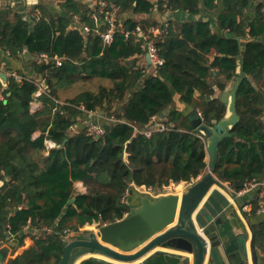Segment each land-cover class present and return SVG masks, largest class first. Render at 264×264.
Wrapping results in <instances>:
<instances>
[{
  "label": "trees",
  "instance_id": "16d2710c",
  "mask_svg": "<svg viewBox=\"0 0 264 264\" xmlns=\"http://www.w3.org/2000/svg\"><path fill=\"white\" fill-rule=\"evenodd\" d=\"M104 1L119 8L117 15L130 10L150 14L156 7L154 0ZM156 1L160 10L194 16L202 13V5L214 11L219 3ZM249 6L250 0H224L217 20L221 33L214 30L211 19L168 22V33L154 38L163 64L148 75L144 68L130 64L144 54L142 41L136 36L125 39L118 31L114 42L104 46L98 31H105L109 24L104 15L95 20L93 8L74 1L65 4L67 14L79 16L80 24L90 28L87 34L81 27L69 29L71 18L66 15L48 18L50 12L42 6L35 7L45 13L40 20L32 19V26L22 15L11 23L9 10L0 12V46L11 56L27 48L34 56L65 58L61 66L34 62L48 86L39 112H30L37 91L32 82L10 78L4 88L0 81V177L8 178L0 189V236L6 237V228L13 235L26 228L42 231L41 236H32L33 246L9 264H59L67 235L81 233L93 223L103 226L121 221L131 212L124 197L134 187L162 191L205 173L206 144L194 130L191 117L201 112L208 125L224 117L225 105L213 98L215 86L224 91L235 79L239 55L248 75L237 97L240 122L221 143L214 174L235 192L247 182H264V147L258 144L264 141V107L257 98L259 91L264 93V0L256 6L253 20L245 18ZM116 25L133 31L138 25L147 29L160 24L129 18ZM96 78L110 80L113 87L83 92L65 105L56 103L59 88ZM176 94L196 113L185 116L170 109ZM80 107L119 122L107 121L109 130L104 136L92 138L87 129L75 127ZM157 117L163 120V131L154 130L150 137L136 131L149 130ZM37 131L41 134L34 139ZM46 141L57 147L39 162L34 152L45 149ZM76 182L84 184L87 194L75 190ZM259 193L251 199L252 215L264 202ZM9 211L16 212L6 220ZM253 241L255 253H264V221L253 227Z\"/></svg>",
  "mask_w": 264,
  "mask_h": 264
},
{
  "label": "crops",
  "instance_id": "0c3cea01",
  "mask_svg": "<svg viewBox=\"0 0 264 264\" xmlns=\"http://www.w3.org/2000/svg\"><path fill=\"white\" fill-rule=\"evenodd\" d=\"M67 1L77 2L83 8H90V9L93 8L96 10V13H98L100 10V4L104 0H0V12L9 10V14H10L9 21L11 23H16L18 20L17 15H22L23 18H25L29 22V24L32 26V24L35 23L33 22L32 19H36V21L40 20L41 17H43L42 15L45 13L42 11H37V10L35 11V7L42 6L45 9V11L47 10L50 12V14L46 13V15H48V18L50 17L49 15L51 14L55 17L66 15L68 18H71V23H70L71 25L69 26V29H75L76 27H82L83 25L80 24L79 16L72 17V14H67L65 10V4ZM154 2L157 7V1L154 0ZM260 2L261 0H250V6L245 10V18L249 20H253L255 18L256 16L255 8L256 6H258ZM156 7L154 10H152L150 14H142V15L135 14L132 10H130L124 14L117 15L116 21H119V23L122 24L125 20L132 18V19L140 20V21L149 20V22H155V23L157 22L161 24L163 22H161L160 19H167L165 22H175L176 21L180 23L184 22L185 20H188L186 19L188 14L185 13L184 11L179 10L176 12H172L169 10L168 11L160 10L158 7L157 8ZM223 9H224V0H219L218 7L214 11H207L202 5V10L206 11V13L203 14V17H207L211 19L213 22V28H214L215 24H217L218 17L223 11ZM120 27H123V26L120 25ZM98 28L100 29L99 26ZM263 40H264V37H263ZM43 55H45L46 59L42 57ZM145 56H146L145 52L143 55L138 56V58L134 60L135 64L133 66H137L138 68H144V70L147 72V75H148L153 70V66L147 62ZM63 59L65 60V58H57V57L50 58L47 54H44V53L39 56H34L28 52L27 48L24 49V51L21 52L17 57H13L8 51H4L0 46V66L2 70L6 72H16L20 75H23L24 77L33 78L36 80L37 79L41 80L44 77L37 73V71L34 68V62H37L38 64H49V63L55 62L56 66H61L64 61ZM95 81L98 82V85H94L93 84L94 81L91 83L90 81L80 80L70 86L59 88L56 100L60 103L59 105L67 104L70 100L74 99L75 97H77L79 94L83 92L91 91V92L97 93L99 92L101 87H105L108 89L113 87V83L108 79L96 78ZM46 90L48 91V86L46 87ZM215 91H216V94H215V97L213 98H217V99L219 98L221 102L223 103L221 98H222L224 91H220L217 88V86H215ZM259 93H261L264 97V93L262 91H259L257 95ZM196 96L199 97L200 93L196 92ZM41 97L38 99L40 103V106L37 110L38 112L44 108V104L41 101ZM172 108H175L176 110L182 112L185 116H191L193 113H196L194 112L195 110L192 106L182 101L179 94H176L174 96V104L170 109ZM170 109H167L165 111V115L169 113ZM79 110H80L79 115L76 118L78 122L77 125L75 126L76 129H79V128L88 129V126L94 122L100 123L103 126L107 125V121L119 122V121H116V119L113 117L106 118V116L102 112H96L94 113V115H91L86 110H82L80 108ZM30 112L35 113L31 110V107H30ZM196 116H199V112H198V115ZM196 116L193 115L191 117V120ZM162 122L163 120L160 117H157V118H154V120L152 121V124L157 123L158 126L161 127L163 126ZM136 131L139 133H143L145 130L136 128ZM72 132L73 131H71V133ZM40 134L41 132L37 131L34 134V139L40 136ZM203 138L201 139L205 142L206 148H207L206 140L205 138L204 139ZM56 147L57 146L55 143L51 141H46L45 149L35 150L34 152L35 158L39 162L43 161L49 155L50 150ZM205 161L208 164V168L205 173L201 174L196 179H193L191 182H182L180 184L172 183L168 187V189L170 190L169 195L170 194L178 195L180 199H182L183 195L188 193L190 188L201 183L207 177L208 173L210 172V157L207 152V149H206ZM7 181H8V178L3 179L0 177V189L6 184ZM259 182L263 183V185H261L258 189L260 190L259 194L262 197L264 196V182L263 181H259ZM221 183L223 187H218L216 185H213L210 188L209 193L215 190L220 196V197L218 196L219 200L225 206L224 213L222 216H220L223 220L222 225L219 226V228H221V233L219 231L214 232V235H219V239L221 240V245L224 249L223 253L227 256L228 260L231 259L235 261L241 256V253H243L242 251H244V248H245L248 254L249 264H264V253L262 254L255 253L254 245H253V242H254L253 241V227L264 221V202L260 204L261 205L260 210L256 214L252 215L251 214L252 213L251 212L252 211L251 199L252 197H254L253 195H255V192L253 194L237 198V197H234L235 191L231 188L228 182L221 181ZM174 188H176L175 191L174 192L171 191ZM75 190L80 194H87L88 192L87 188L84 186L82 182L75 183ZM146 196L151 197L147 193L140 191L138 187H134L131 191H129V194L126 198V203L131 207V211L134 208L140 207L141 199ZM203 202L199 205L198 209L195 211L194 220L197 217L198 215L197 213L199 209L202 207ZM16 211H13V212L9 211L7 215L5 216V219L7 220ZM128 215L127 216L125 215L124 218H127ZM217 217L219 216H216L215 219H217ZM210 225H213L214 230H216L217 225L214 224V222ZM101 227L102 225H100L99 223H93L91 225H86L81 229V233H78V234L71 233L70 235L66 236V239L72 242L75 240L85 239L86 237L93 235V234L97 235V238L100 239V237L98 236V231ZM41 235H42V231H38L35 229H29V228H26L25 232L22 234L13 235L8 231V228H6L5 230L6 237L3 238L0 236L4 240V243L0 246V252L6 251V255L0 254L2 263L9 264L11 261L23 256L34 244V241L32 240V236L39 237ZM81 235H84V236H81ZM208 246H210L209 241H208ZM229 247H231V249L227 250V248ZM207 254H208L207 255V259H208V257L210 256V247H208ZM183 256L185 257L188 256L190 259L189 264H194L193 254H189L187 252L180 251L177 249L164 248L162 246L155 248L154 250L149 252L144 258L140 259L139 261L134 262V263H129V264H182L181 257ZM104 260L108 262H104ZM144 260L147 262L144 263ZM235 263H237V261ZM73 264H127V263H118L114 260L107 259L99 254L88 253L76 259ZM205 264H207V261L205 262Z\"/></svg>",
  "mask_w": 264,
  "mask_h": 264
},
{
  "label": "water",
  "instance_id": "95a60500",
  "mask_svg": "<svg viewBox=\"0 0 264 264\" xmlns=\"http://www.w3.org/2000/svg\"><path fill=\"white\" fill-rule=\"evenodd\" d=\"M205 13L206 11L202 10V13L197 16L188 14L186 19L209 20V18L203 17ZM166 20L160 19L161 22ZM214 30L221 33L218 24H215ZM236 39L240 41V48L243 51L242 39L239 37ZM145 57L151 65L150 55L146 54ZM236 60L238 69L235 79L228 83L221 98L226 105L224 117L214 122L213 125L205 123L200 116L191 120L194 130L201 134L207 143L206 149L210 157V172L207 177L201 183L190 188L182 199L174 194L158 199L147 196L142 198L140 207L132 209L127 218L102 226L98 231L100 239L95 234L72 242L66 239L64 255L59 264H73L76 259L88 253L99 254L118 263L129 264L144 258L159 246L193 254L194 264H205L206 261L207 264H249L245 248L235 261L228 260L223 253L224 249L219 235H214V232L221 233L219 226L222 225L223 220L220 216L223 215L225 206L219 200L215 190L209 193L213 185L223 187L221 181L214 174V169L218 164L220 145L225 139L232 136L234 128L240 122V115L237 112V97L239 89L248 75L244 70L243 56L239 55ZM134 64L135 61H132L131 65ZM8 80L7 74L0 72V81L4 88L8 87ZM257 98L260 107H264L263 95L259 93ZM158 127L157 123H153L149 130ZM104 128L109 130L108 125H104ZM258 144L261 148L264 147V141H259ZM74 201L73 198L71 203ZM202 202L203 205L194 220V213ZM216 216L219 217L215 219ZM213 222L217 225L216 230L213 225H210ZM207 240L210 242V246H208ZM208 247H210V256L207 259ZM228 249L230 250L231 247ZM0 254L6 255V251H1ZM181 261L182 264H189L190 259L188 256H183ZM236 261L237 263H235ZM104 262L108 261L104 260ZM145 262L147 261L144 260ZM0 264H3L1 258Z\"/></svg>",
  "mask_w": 264,
  "mask_h": 264
},
{
  "label": "built area",
  "instance_id": "2783aa9c",
  "mask_svg": "<svg viewBox=\"0 0 264 264\" xmlns=\"http://www.w3.org/2000/svg\"><path fill=\"white\" fill-rule=\"evenodd\" d=\"M118 12H119V8L115 4H113L109 1H102L100 4L99 12L94 15L95 20H97L101 15H104V20L109 24L108 28L105 31H100V30L98 31L99 37L101 38L103 45L104 46H110L114 42L115 35L118 31H120L124 35L125 39H130L131 37L136 36V37H138V39L140 41H142V43H143L142 47H143L145 53L150 55V59L152 62L151 65L153 67L161 66L163 64V60L159 56V51L155 45L154 38L155 37H162L165 34H167L168 30H169V23L163 22L158 26H152V27H149L147 29L143 28L141 25H138L133 31H130V30L125 29L124 27H119V28L117 27L116 20H117ZM97 24H98V22H97ZM98 26H99V24H98ZM81 30L84 33H88L90 31V28L86 25H83L81 27ZM42 57L44 59H46L45 55H43ZM0 72L7 74L8 79L12 78L18 83H23L24 81L27 80V81L32 82L37 87V91L34 93L33 100L30 103L31 110L33 112H36L40 106L38 99L42 95L47 93L46 79L43 78L41 80H38V79L36 80L33 78L24 77L23 75H20L16 72H6V71L2 70L1 66H0ZM55 101L57 104H60L57 100H55ZM61 105H65V104H61ZM80 109L85 110L83 107H80ZM88 112L91 115H94V112H90V111H88ZM199 116L202 118L200 112H199ZM164 129H165V127L161 126L155 130L163 131ZM153 131L154 130H147V131H144L143 134L150 137ZM105 132H106V130H105L104 126L100 123H97V122L91 123L87 129V134L90 137L95 138V139L103 137ZM199 136H200V138H203L201 134ZM261 185H263V183L256 181V180L247 182V183H245L244 188L241 191L235 192V193L233 192L234 197L240 198V197H244L246 195L253 194L254 192H256L259 189V187ZM138 189L144 193H147L148 195H150L152 198H155V199H158L162 196L169 195V193H170V190L168 188H166L162 191H156L151 187H149V188L138 187ZM128 194H129V192L126 194L124 201H126ZM127 215L128 214H126V216ZM3 243H4V240L0 237V246Z\"/></svg>",
  "mask_w": 264,
  "mask_h": 264
},
{
  "label": "rangeland",
  "instance_id": "374dc122",
  "mask_svg": "<svg viewBox=\"0 0 264 264\" xmlns=\"http://www.w3.org/2000/svg\"><path fill=\"white\" fill-rule=\"evenodd\" d=\"M94 81V82H93ZM91 83L93 82L94 85H98V82L95 81V79L90 81ZM176 188L172 189L171 191H175ZM217 196H219V194L217 193ZM220 197V196H219ZM99 229V228H98Z\"/></svg>",
  "mask_w": 264,
  "mask_h": 264
}]
</instances>
